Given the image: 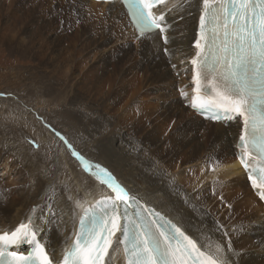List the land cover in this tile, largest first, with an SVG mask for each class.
<instances>
[{
	"label": "bare ground",
	"instance_id": "bare-ground-1",
	"mask_svg": "<svg viewBox=\"0 0 264 264\" xmlns=\"http://www.w3.org/2000/svg\"><path fill=\"white\" fill-rule=\"evenodd\" d=\"M4 2L0 29L18 27V49L28 44L23 58L34 63L11 84L20 88L0 81V114L19 124L0 125V235L31 218L58 262L82 211L76 201L88 207L114 195L63 136L222 264H264V206L236 147L242 121L210 123L191 110L203 0H165L153 11L165 16V31L140 41L119 2L10 0L7 9ZM10 8L20 16L8 22ZM143 94L160 105L127 130L121 103L136 105ZM106 264H127L122 245L109 249Z\"/></svg>",
	"mask_w": 264,
	"mask_h": 264
},
{
	"label": "snow or ice",
	"instance_id": "snow-or-ice-1",
	"mask_svg": "<svg viewBox=\"0 0 264 264\" xmlns=\"http://www.w3.org/2000/svg\"><path fill=\"white\" fill-rule=\"evenodd\" d=\"M125 2L141 37L155 29L165 31V16L152 11L165 0ZM195 47L199 51L191 60L195 85L191 106L212 112L214 120L242 121L236 145L240 163L250 169L253 187L264 190V0H203ZM60 139L114 195L88 207L76 201L82 211L73 220L74 235L65 242L60 261H54L37 239L39 229L29 218L10 234L0 235V264H106L114 245L123 246L127 264H222L180 226L141 203L109 171L90 165L63 136ZM22 244L29 245L27 254L18 250ZM220 252L217 246L216 253Z\"/></svg>",
	"mask_w": 264,
	"mask_h": 264
},
{
	"label": "rangeland",
	"instance_id": "rangeland-1",
	"mask_svg": "<svg viewBox=\"0 0 264 264\" xmlns=\"http://www.w3.org/2000/svg\"><path fill=\"white\" fill-rule=\"evenodd\" d=\"M5 1H8V2H4L3 4L2 3L1 4L3 5L4 9H7L9 7L10 0H5ZM46 6H49V5H46ZM23 11L24 10H21V12ZM9 12H10L9 14L10 17H9V20H7L8 22L17 20L16 18L20 16V11L12 10V8H10ZM3 26H5V23ZM18 30L19 29L17 27L16 31L11 34L7 32L6 30L0 29V81L2 78H4L5 81L9 80L10 85L13 83L14 80H16L18 76L22 75L24 72L30 71L31 66L34 63L33 59L23 58V56H25V54L28 52L26 51L25 53H23L24 48H27L28 50L30 49L28 44L24 45L23 48L18 49V47L20 46V43L18 41L20 40L21 36L17 37L19 39H16L13 36V35H17L16 32ZM11 37H12V40H11ZM10 44H11V47L14 48V50L12 51L10 50ZM114 63H117V62L114 61ZM175 76L177 77L176 74ZM0 86H1L0 89L3 88L4 87L3 83L0 82ZM11 86L13 88L17 87L16 85H11ZM168 87L169 86H167L165 90L168 91ZM121 104L125 106L127 110L125 113H122V114L120 113V116L123 117L122 121L126 122L125 123L126 126L124 125L123 127H125V129L127 128V130L133 128V125L137 123L138 120H142L143 115L147 111L150 112L155 107L160 105L158 99H155V98L149 99L147 94H143L140 97H138L137 102L135 103L136 105L134 104L129 105L126 102V100ZM184 108H186V106ZM14 118H15L14 116L9 115V114L7 115L0 114V125L4 127L14 128L19 125L14 121ZM178 167L180 166L178 165ZM186 177H187L186 179L189 178L188 180L191 181V179L194 178V175L189 174ZM193 180H195V178ZM213 208L215 209V207Z\"/></svg>",
	"mask_w": 264,
	"mask_h": 264
}]
</instances>
